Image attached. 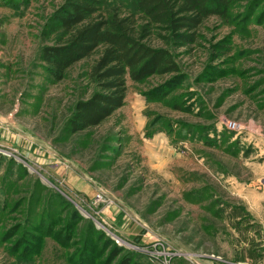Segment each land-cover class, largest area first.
I'll return each mask as SVG.
<instances>
[{"label":"rangeland","instance_id":"obj_1","mask_svg":"<svg viewBox=\"0 0 264 264\" xmlns=\"http://www.w3.org/2000/svg\"><path fill=\"white\" fill-rule=\"evenodd\" d=\"M66 1L0 0V264H236L244 237L229 209L246 214L241 227L264 218L252 153L264 143V0L209 17L195 44L172 49L177 72L127 78L123 105L72 134L76 103L98 87L96 55L58 81L41 59Z\"/></svg>","mask_w":264,"mask_h":264},{"label":"trees","instance_id":"obj_2","mask_svg":"<svg viewBox=\"0 0 264 264\" xmlns=\"http://www.w3.org/2000/svg\"><path fill=\"white\" fill-rule=\"evenodd\" d=\"M234 0H135L129 13L104 0H67L53 17L52 45L41 59L52 77L61 80L74 63L96 55L87 76L98 87L78 101L67 131L103 121L124 103L126 79L143 82L154 74L178 71L172 49L189 47L211 16L231 21Z\"/></svg>","mask_w":264,"mask_h":264},{"label":"crops","instance_id":"obj_3","mask_svg":"<svg viewBox=\"0 0 264 264\" xmlns=\"http://www.w3.org/2000/svg\"><path fill=\"white\" fill-rule=\"evenodd\" d=\"M252 153L254 154V160L264 159V143L261 140H258V138H254ZM254 166V171H257V173L262 172L264 174V163H262L261 165L254 164ZM263 180L264 175L260 180V192L264 195V188L262 186ZM253 209L254 211L257 210L262 214L264 213V208L257 206ZM228 214L230 215V220L233 222L234 226L238 229L239 232L242 231V235L244 237L238 242L239 249L236 264H264V237H260L259 239V237H253L252 234L254 232L257 233L260 229L264 230V218L261 217L260 220L258 222H254V224L252 223V221L248 222L243 226V228L240 225H242L241 223H243V221H246V214L244 212H240L239 210H237V208H235L231 210L229 209Z\"/></svg>","mask_w":264,"mask_h":264},{"label":"built area","instance_id":"obj_4","mask_svg":"<svg viewBox=\"0 0 264 264\" xmlns=\"http://www.w3.org/2000/svg\"><path fill=\"white\" fill-rule=\"evenodd\" d=\"M223 124L226 128L230 130H234L236 132L241 131L243 129L239 124H237L236 122L232 120H225ZM262 186L264 188V180H263Z\"/></svg>","mask_w":264,"mask_h":264}]
</instances>
